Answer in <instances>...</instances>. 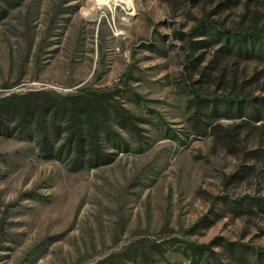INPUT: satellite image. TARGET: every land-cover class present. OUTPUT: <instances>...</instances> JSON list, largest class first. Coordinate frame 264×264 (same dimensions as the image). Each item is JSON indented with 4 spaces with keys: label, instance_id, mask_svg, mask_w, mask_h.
I'll return each mask as SVG.
<instances>
[{
    "label": "rangeland",
    "instance_id": "1",
    "mask_svg": "<svg viewBox=\"0 0 264 264\" xmlns=\"http://www.w3.org/2000/svg\"><path fill=\"white\" fill-rule=\"evenodd\" d=\"M110 1L0 0V264H264V0Z\"/></svg>",
    "mask_w": 264,
    "mask_h": 264
},
{
    "label": "bare ground",
    "instance_id": "2",
    "mask_svg": "<svg viewBox=\"0 0 264 264\" xmlns=\"http://www.w3.org/2000/svg\"><path fill=\"white\" fill-rule=\"evenodd\" d=\"M99 2H101L102 3V5H107L108 4V0H98ZM109 2H111L110 0H109ZM116 2H118L117 4H123V5H127V7L129 8V9H131V0H117ZM127 8V9H128Z\"/></svg>",
    "mask_w": 264,
    "mask_h": 264
},
{
    "label": "trees",
    "instance_id": "3",
    "mask_svg": "<svg viewBox=\"0 0 264 264\" xmlns=\"http://www.w3.org/2000/svg\"><path fill=\"white\" fill-rule=\"evenodd\" d=\"M0 116H2V112H0ZM77 138L82 139L83 138V132L82 129H79V134H77ZM93 161H96V163L99 161L100 157L99 156H92Z\"/></svg>",
    "mask_w": 264,
    "mask_h": 264
}]
</instances>
